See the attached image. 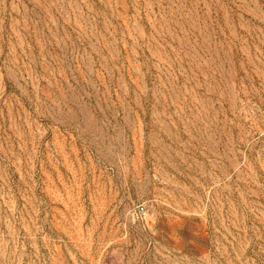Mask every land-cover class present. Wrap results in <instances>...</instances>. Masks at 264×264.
Listing matches in <instances>:
<instances>
[{"label": "rangeland", "instance_id": "1", "mask_svg": "<svg viewBox=\"0 0 264 264\" xmlns=\"http://www.w3.org/2000/svg\"><path fill=\"white\" fill-rule=\"evenodd\" d=\"M0 264H264V0H0Z\"/></svg>", "mask_w": 264, "mask_h": 264}]
</instances>
